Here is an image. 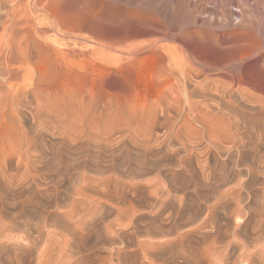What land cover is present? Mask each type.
I'll list each match as a JSON object with an SVG mask.
<instances>
[{
    "label": "rangeland",
    "instance_id": "374dc122",
    "mask_svg": "<svg viewBox=\"0 0 264 264\" xmlns=\"http://www.w3.org/2000/svg\"><path fill=\"white\" fill-rule=\"evenodd\" d=\"M16 5V0H0L1 11ZM24 6L21 14L26 11L23 16L29 30L34 26L32 32L39 27L50 31L49 41L55 38L64 50L93 45L104 56L111 53L112 64L108 72L101 60L82 59L78 66L63 63V70L52 60L50 81L47 78L37 88L39 72L31 62L29 72L18 80L27 93L14 111L0 107V146L4 150L0 154L4 156L0 162V263L134 264L136 259V264H264V239L258 238L255 223L259 220L264 225L258 208L262 199L258 197L264 192V137L251 129L254 149H243L239 156L243 166H234L237 152L228 159L217 156L212 147L208 151L206 134L191 113L217 110L215 89L223 86L232 91L235 87L242 120L255 126L264 123V0H27ZM65 39L73 42L66 44ZM23 43L21 53H25ZM237 73L239 85L232 77ZM204 86L210 89L208 93L202 91ZM107 94L111 110L106 112L99 103L103 110L85 112L84 105L91 98L96 101ZM188 98L198 108L190 109ZM67 107L89 116L88 124L94 130L101 126L112 140L132 130L124 148L115 143L110 147L117 167H110L112 157L102 151L95 154L101 166L107 165L103 173L87 168L81 170L82 177L74 172L59 177L26 172L29 164L20 146L30 136L47 146L59 144V125ZM93 115L96 118L91 119ZM216 122L225 129L223 122ZM127 155L140 173L120 166ZM234 169H240L235 182L230 176ZM220 175L232 181L223 190L242 182L244 201L238 207L233 203L229 213L218 209L205 218L206 199L212 200L215 193L213 185L201 188L197 184ZM77 184L86 186L81 194ZM174 222L179 223L177 228L166 232L164 228ZM214 239L215 250L208 253L205 246Z\"/></svg>",
    "mask_w": 264,
    "mask_h": 264
},
{
    "label": "bare ground",
    "instance_id": "6f19581e",
    "mask_svg": "<svg viewBox=\"0 0 264 264\" xmlns=\"http://www.w3.org/2000/svg\"><path fill=\"white\" fill-rule=\"evenodd\" d=\"M17 1V5L14 6L13 8H11V10H6L4 11L0 8V17L3 18V15L5 13V17L0 20V26L2 27V32L0 33V107L6 111H14L15 108L17 107V104L19 103V99L25 95L27 92H25L23 89L20 88V85L18 83V80L20 79V76L27 74L29 72V69L31 68V62H33V64L35 65V68H37L39 75H38V81L36 82V86L37 88L44 86L43 83H45V81L47 80V78L49 77L50 74V66L52 64V60L55 61V63L57 65H59L60 67H62L63 63H70L71 65H77L80 64L81 61H83L82 59H87V60H94L98 59L101 60L102 62H104V64L106 65L105 68L108 67V72L110 71L111 68V56L110 54L108 55H102L100 53L99 50H97L95 47H93V45L87 49H80L79 47H77L78 49L74 48V46L71 47V49L66 48V50H64L65 48H63L64 44L61 42L57 44V40L54 38V40H52V42H50L49 40L50 38V34L46 29H42V28H38L35 32L33 30V32L31 31L32 28L34 29V26L32 28H30L29 30V21L25 15V17L23 16L25 13L22 15L21 13L24 12L23 8L25 7L24 4L26 3L25 0H16ZM50 4V3H49ZM36 5V4H35ZM20 6H23L22 8ZM27 6V5H26ZM29 6V4H28ZM44 8V7H43ZM25 9V8H24ZM23 10V11H20ZM38 10V9H37ZM3 13V15H2ZM46 13V12H45ZM28 16V15H27ZM51 17V16H50ZM60 18V17H59ZM54 19H57L56 15L54 17ZM58 20V19H57ZM57 20L55 23H57ZM63 21V20H62ZM64 22V21H63ZM41 23V22H40ZM59 24L62 25V22ZM33 25V24H32ZM50 27V26H49ZM47 28V27H46ZM48 29V28H47ZM56 30V29H55ZM199 31V30H198ZM52 32V31H51ZM55 33V32H54ZM162 33V32H161ZM57 34V32H56ZM60 35V34H59ZM58 35V36H59ZM73 36V35H72ZM71 36V37H72ZM74 37V36H73ZM124 36H122L123 38ZM21 38V39H19ZM52 38V39H53ZM66 38V36H65ZM69 38V36H68ZM125 38V37H124ZM170 38V37H169ZM70 39V38H69ZM72 39V38H71ZM20 40V41H18ZM64 40V39H63ZM107 40V39H105ZM111 40V39H110ZM126 40V39H125ZM24 42L23 44L25 45V53H21L20 51V45L22 42ZM72 40L68 41L67 39H65V43L69 44V42H71ZM118 41V40H116ZM64 42V41H63ZM73 42V41H72ZM71 42V43H72ZM114 42V41H113ZM119 42V41H118ZM70 43V44H71ZM115 43V42H114ZM94 44V43H93ZM95 45V44H94ZM62 46V47H61ZM69 46V45H68ZM66 47V46H65ZM76 47V46H75ZM45 48V49H44ZM50 48V49H49ZM63 48V49H62ZM70 48V47H69ZM158 49V48H157ZM49 50V51H47ZM142 51V50H141ZM247 53H249L247 51ZM163 54V51H162ZM161 54V55H162ZM165 54V53H164ZM241 54V53H240ZM244 54V53H243ZM129 55V54H128ZM137 55V54H136ZM139 55V54H138ZM143 55V54H142ZM141 55V56H142ZM227 55V54H226ZM245 55V54H244ZM246 56V55H245ZM128 57V56H127ZM140 57V56H139ZM195 57V56H194ZM240 57V55H239ZM243 57V56H242ZM129 58V57H128ZM134 58V57H132ZM245 58V57H243ZM130 59V58H129ZM136 59V58H135ZM132 60V59H130ZM196 60V59H194ZM244 60V59H243ZM80 61V62H79ZM201 61V60H200ZM126 63V62H125ZM129 60L127 65L129 64ZM132 64V62H131ZM133 64H135L133 62ZM132 64V65H133ZM217 64V63H216ZM214 64V65H216ZM226 64V63H225ZM239 64V63H238ZM67 65V64H66ZM96 65V64H95ZM219 65V64H218ZM124 66V65H123ZM210 66V65H209ZM220 66V65H219ZM67 67V66H66ZM93 67V66H92ZM98 67V66H97ZM101 67V66H100ZM110 67V68H109ZM177 67V66H176ZM221 67V66H220ZM219 67V68H220ZM63 70H64V65H63ZM77 68V67H76ZM215 68V67H214ZM217 68V69H219ZM222 68V67H221ZM220 68V69H221ZM225 68V66H224ZM228 68V65H227ZM226 68V69H227ZM75 69V68H74ZM84 69V68H83ZM130 68H128L129 71ZM132 69V68H131ZM173 69V67H172ZM219 69V70H220ZM68 70V69H67ZM81 70V69H80ZM115 70V69H114ZM127 70V67L125 69V71ZM134 70V69H132ZM171 70V69H170ZM214 70V69H213ZM218 70V71H219ZM225 70V69H224ZM228 70V69H227ZM94 71V70H93ZM92 71V72H93ZM101 71V70H100ZM113 71V70H112ZM117 71V70H115ZM114 71V72H115ZM124 71V69H123ZM126 71V72H128ZM216 71V70H215ZM214 71V72H215ZM223 70L221 69L220 72H222ZM231 71V70H230ZM234 71V70H233ZM233 71L231 75L233 74ZM85 72V71H84ZM96 72V71H95ZM119 72V71H118ZM117 72V73H118ZM172 72V71H171ZM227 72V71H225ZM105 73V72H104ZM113 73V72H112ZM174 73V72H173ZM215 73H218L217 71ZM241 73V72H240ZM239 73V74H240ZM247 73V72H246ZM90 74V73H89ZM103 74V73H102ZM101 74V75H102ZM106 74V73H105ZM104 74V75H105ZM116 74V72H115ZM122 74V72H121ZM214 74V73H213ZM92 75V74H91ZM108 75V74H107ZM112 75V74H111ZM124 75V74H122ZM121 75V76H122ZM129 75V74H127ZM225 75V74H224ZM238 73L236 74V76H232L233 78H235L236 83L239 81L240 75H238L239 77H237ZM110 75H108L109 78ZM131 76V75H130ZM214 76V75H213ZM217 76H220V73H218ZM221 76L224 78L223 74H221ZM94 77V76H93ZM91 77V78H93ZM105 77V76H104ZM113 77V76H112ZM115 77V76H114ZM183 77L187 78L188 76H186V73L183 72ZM219 77V78H222ZM99 78V77H98ZM217 78V77H216ZM217 78V79H219ZM223 78L221 79V81L223 82ZM242 78V75H241ZM96 79V78H95ZM105 79V78H104ZM103 79V80H104ZM111 79V78H110ZM113 79V78H112ZM124 79V76H123ZM132 79V78H131ZM45 80V81H44ZM48 80L50 81V79L48 78ZM106 80V79H105ZM127 80V79H126ZM130 80V79H128ZM187 80V79H186ZM242 80V79H240ZM214 81H217L216 79ZM219 81V82H221ZM91 82V81H89ZM97 82V81H96ZM102 82V81H101ZM107 82V81H105ZM180 82V81H179ZM200 82V81H199ZM202 82V81H201ZM240 82V81H239ZM238 82V85H239ZM253 82V81H252ZM99 83V82H97ZM189 83V82H188ZM218 83V82H217ZM236 83H234V86L236 85ZM241 83V82H240ZM39 84V85H38ZM46 84V83H45ZM48 84V81H47ZM106 84V83H105ZM111 84V83H110ZM194 84V83H193ZM215 83H213L214 85ZM221 84V83H220ZM225 83H222V85H224ZM231 84V83H230ZM204 85V84H202ZM212 85V84H211ZM251 85V84H250ZM47 86V85H46ZM101 86V85H100ZM197 86V85H196ZM207 86V85H205ZM205 86L202 88V91H204V93H208L210 89L205 88ZM215 86V85H214ZM232 86V85H231ZM124 88V84L122 86ZM216 87L217 84H216ZM215 87V88H216ZM221 87V86H220ZM227 87V86H225ZM213 88V87H212ZM213 88V89H215ZM229 90H225L223 89V86L221 87V89L218 87L215 89V92L217 94V99H216V108L217 110H212V109H208L205 108L204 110H198L196 111L194 108L197 107V105L192 102H190L189 98V102H190V106L189 108L192 110H195L193 112H191L193 114V118H195V120L200 124L202 130L205 132L206 134V141L209 144V148L208 151H210V148L212 147L214 149V151L217 153L218 155H222V157H226V158H231L233 159V155L235 152H237V157L236 160L233 161L234 166H240L242 165V160L241 158H239V156L241 157V155H243V149L248 148L250 149H254V144L251 141L253 134H250V130L253 129V131H257V134L260 137H264V123L263 124H259V125H254V123L251 125V121H244L240 117V110L242 109V106L239 107V100L238 99V89H236L234 87V90L230 91L231 88H228ZM99 89H97V91L95 90V92H98ZM89 91V90H88ZM87 91V92H88ZM91 91V89H90ZM126 91V90H125ZM188 92V91H186ZM212 94V92H210ZM95 94V93H94ZM188 94V93H187ZM102 95V94H100ZM208 95V94H206ZM95 96V95H94ZM107 95H105L103 98H100L96 101H94L95 99L91 98V101L89 100L87 102V104H85V112L87 113H94L97 112L98 110H103L100 109V105H103L102 108H104V110L106 112H108V110H111L112 108V103H111V98L107 97ZM124 96V95H123ZM186 96V95H185ZM205 96V94H204ZM209 96V95H208ZM211 96V95H210ZM240 96V94H239ZM242 96V95H241ZM111 97V96H110ZM207 97V96H206ZM243 97V96H242ZM109 98V99H108ZM124 98V97H123ZM244 98V97H243ZM92 99L94 102H92ZM128 99V98H127ZM186 99V98H185ZM128 101V100H127ZM130 101V100H129ZM209 101V100H208ZM125 102V101H124ZM188 102V103H189ZM69 103V102H68ZM127 103V102H126ZM199 103V102H198ZM245 103V102H244ZM243 104V102H242ZM16 105V106H15ZM68 105V104H67ZM186 105V104H185ZM39 106V105H37ZM70 106V104H69ZM117 106V105H116ZM119 106V105H118ZM194 106V107H193ZM196 106V107H195ZM201 106V105H200ZM199 106V107H200ZM245 106V105H244ZM72 107V106H70ZM67 107L66 108V114L64 115V119L62 121V123L59 125V123L57 125H59V131H61L60 133L62 134V140L59 144L57 145H52V146H47L46 144L42 143V142H37L33 138L32 136H30L28 134V136H30L29 138L31 139H27L28 141H25L24 145L20 146L23 150L22 152L25 154V162H27L29 164V168L27 167L26 172L28 173H32V175L34 174H55L58 177L59 176H64L67 175L71 172H74L76 175H79L80 177L83 176V173H81V170H83V168H87L88 170H90L91 172H95V173H103L105 172L104 168L107 165L101 166V164L98 162L99 161V152L102 151H108L109 155L112 157L111 163H110V167H117L119 164L116 161V156H114V152L113 150L110 149V147L115 143V144H119L122 145V147L124 148V141L126 138L130 137L131 135V131L130 128L127 132H123L122 134H120L118 136V138H116V140H112L108 135H104V131L103 128H101V126L97 127L96 130L93 129L92 126H90L88 124V118L89 116H87L86 114L80 113V115L78 113H75L74 111H72L73 109ZM203 107V106H202ZM201 107V108H202ZM209 107V106H207ZM211 107V106H210ZM214 107V106H213ZM260 107V105H259ZM120 108V107H119ZM117 108V109H119ZM177 108V107H176ZM187 108V107H186ZM198 108V107H197ZM241 108V109H240ZM247 108V107H246ZM250 108V107H249ZM183 109V108H182ZM224 109H227V111L229 110V112H231L233 115H231V113H228L226 111H224ZM258 109V108H257ZM140 110V109H139ZM179 110V109H178ZM2 111V110H1ZM121 111V110H120ZM191 111V110H190ZM243 111V109H242ZM248 111V110H247ZM246 111V113H247ZM5 112V111H4ZM112 112V111H111ZM114 112V111H113ZM119 112V111H118ZM117 112V113H118ZM123 112V111H122ZM125 112V111H124ZM180 112V111H179ZM264 112V111H263ZM242 113V112H241ZM262 113V112H261ZM259 113V116L260 114ZM1 114H3L1 112ZM7 114V113H6ZM187 114H190L189 112H187ZM240 114V115H239ZM63 115V114H62ZM89 115V114H88ZM115 116L117 114H114ZM136 115V114H135ZM143 115V114H142ZM122 116V115H121ZM137 116V115H136ZM251 116V115H250ZM5 117V116H4ZM3 117V118H4ZM8 117V116H7ZM12 117V115H11ZM128 117V116H127ZM135 117V116H134ZM133 117V118H134ZM245 117V116H244ZM91 119L96 118V115L90 116ZM137 118V117H136ZM184 118V117H183ZM246 118V117H245ZM251 118V117H250ZM12 119V118H11ZM15 119V118H14ZM107 119V118H106ZM252 119V118H251ZM8 120V119H7ZM19 120V119H18ZM36 120V119H35ZM105 120V119H104ZM103 120V121H104ZM219 122V120L221 122H223L225 124V129L221 130L220 128H218L217 126V121ZM253 120V119H252ZM5 121V120H4ZM21 121V120H20ZM23 121V120H22ZM35 122V121H34ZM126 122V121H125ZM255 122V121H254ZM260 122V120H259ZM139 125V124H138ZM40 126V125H38ZM44 126V125H43ZM39 127H37L38 129ZM132 128V127H131ZM41 129V128H40ZM43 129V127H42ZM41 129V130H42ZM39 130V129H38ZM22 131V130H21ZM108 132V130H105ZM111 132V131H109ZM23 133V132H22ZM37 133V131H36ZM35 133V134H36ZM44 133V132H43ZM145 133V132H144ZM143 133V134H144ZM34 134V135H35ZM174 134V133H173ZM25 135V134H24ZM22 135V137L24 136ZM27 135V134H26ZM32 135V134H31ZM33 135V136H34ZM114 135V134H113ZM146 135V134H145ZM6 136V135H5ZM21 137V136H20ZM145 139V138H144ZM255 139V138H254ZM24 140V139H23ZM60 140V138H59ZM151 141V140H150ZM148 142V141H147ZM58 143V141L56 142ZM142 143H144V145L146 144L145 141H142ZM54 144V143H53ZM137 144V143H136ZM169 144V143H168ZM183 144V143H182ZM118 145V147L120 148V146ZM127 145V144H126ZM186 145V144H185ZM184 145V146H185ZM142 146V145H141ZM19 147V148H20ZM146 147V145H145ZM20 148V149H21ZM126 148V147H125ZM176 148V147H175ZM211 148V150H212ZM0 154L2 155L3 147L0 146ZM110 149V150H109ZM32 151V156H29L28 153ZM119 151V149H118ZM253 151V150H252ZM213 152V151H212ZM20 153V152H19ZM96 153V154H95ZM107 153V154H108ZM143 153V152H142ZM211 153V152H210ZM30 154V153H29ZM141 154V153H140ZM145 154V153H144ZM213 154V153H212ZM214 155V154H213ZM13 156V155H12ZM216 156V158H217ZM4 156H0V162L2 161ZM22 157V156H21ZM23 158H20V162H22L24 160ZM215 157V156H214ZM251 158V156H250ZM98 159V160H97ZM219 159V158H218ZM244 159V158H243ZM252 160V159H251ZM10 161V160H9ZM240 161V162H239ZM105 162V161H104ZM246 162V160H245ZM251 163V161H250ZM20 165H22L21 163H19ZM109 164V163H107ZM225 164V163H224ZM248 164V163H246ZM117 165V166H116ZM125 165L124 170L125 171H129L131 173L135 172V168L134 166H132L128 155L126 156V163H122L120 166ZM141 165V164H140ZM229 165V164H228ZM253 165V164H252ZM28 166V165H27ZM243 166V165H242ZM154 167V166H153ZM221 167V166H220ZM232 167V166H231ZM250 167V166H249ZM234 168V167H233ZM236 168H240V167H236ZM121 169V168H120ZM137 169H141L140 167H137ZM155 169V168H154ZM243 169V168H242ZM248 169V168H247ZM24 170V169H23ZM119 170V169H118ZM251 170V169H250ZM141 172V170H139ZM139 171L136 170L135 173H140ZM242 171V170H241ZM227 172V171H226ZM124 173V172H123ZM212 173V172H211ZM233 175V177L231 176V179H234V182L237 178V174L240 173V169H234L231 171ZM126 174V172H125ZM124 174V175H125ZM130 174V173H129ZM128 174V175H129ZM190 174V173H189ZM225 174V173H223ZM23 175V174H22ZM30 175V174H29ZM127 175V174H126ZM132 175V174H130ZM230 176H226V175H220L218 177L216 176H212L208 179V181H204L201 184L198 183L197 185L201 186H206L209 187V185H213V189L212 192L215 193L214 198L212 200L210 199H206L207 202H205V204L207 203L208 205H206V208L204 207V209L206 210V216L205 218L211 217L212 215L215 214V211H217L218 209H221L222 212H225V214L229 211H231V207H235L232 206V204L234 203V205L236 204V206H240L241 202H243L244 200H242L241 195L242 193H240V183H242L240 181V183H238V181H236V185L231 186L225 190H223V186L225 187L227 184H229V182L231 180H229ZM114 177V176H113ZM239 178V177H238ZM54 179V178H53ZM66 179V178H65ZM71 179V178H70ZM232 179V181H233ZM48 180V179H47ZM59 180V179H58ZM199 180V179H198ZM201 181V180H200ZM231 181V182H232ZM49 182V181H48ZM71 182V181H70ZM198 182V181H197ZM74 183V182H72ZM107 183V182H106ZM195 183V182H194ZM263 183V182H261ZM245 184V183H244ZM50 185V184H49ZM117 185V184H116ZM195 185V184H194ZM76 190L79 192V194H81V191H84V189H86V186H80V184H77ZM193 187V185H191ZM242 186V185H241ZM244 186V185H243ZM242 186V187H243ZM111 187V186H110ZM191 187V188H192ZM92 188V187H90ZM109 188V187H108ZM195 188V187H194ZM193 188V189H194ZM202 188V186H201ZM222 188V190H221ZM75 189V188H74ZM196 189V188H195ZM194 189V191H195ZM198 190V189H197ZM99 191V190H98ZM252 192V191H251ZM261 192V191H260ZM83 193V192H82ZM96 193V192H95ZM76 194V193H75ZM249 197L254 195L255 197V193H248ZM204 195V194H203ZM202 195V197H204ZM241 195V196H240ZM259 195V194H258ZM209 196V195H208ZM213 196V195H212ZM210 196V197H212ZM81 197V196H80ZM95 197V196H94ZM253 197V198H254ZM258 197V196H257ZM1 198V197H0ZM76 198V197H75ZM89 198V197H88ZM97 198V197H96ZM143 198V197H142ZM247 198V197H246ZM252 198V197H251ZM258 198H262L260 200V205H259V210L260 213H262V215H264V192H263V196H259ZM140 199V198H139ZM204 199V198H203ZM144 200V199H143ZM200 202V201H199ZM196 203V202H195ZM245 203V202H244ZM201 205V203H199ZM243 204V203H242ZM198 207V205H196ZM205 206V205H204ZM246 206V205H245ZM196 207V208H197ZM202 207V206H201ZM250 207V206H247ZM203 208V207H202ZM201 208V209H202ZM243 208V207H242ZM230 209V210H229ZM198 210V209H197ZM234 210V209H233ZM238 210H240V208H238ZM199 211V210H198ZM202 211V210H201ZM241 211V210H240ZM174 212V211H173ZM204 212V211H203ZM185 214V212H184ZM190 214V213H188ZM186 215L189 219V215ZM40 216V215H39ZM228 216V215H227ZM93 217V215H92ZM193 217V216H192ZM261 217V216H260ZM95 218V217H94ZM193 218H191L192 220ZM93 220V219H92ZM261 220V218H260ZM184 221V220H183ZM1 222V220H0ZM110 222V221H109ZM185 222V221H184ZM186 222H188L186 220ZM7 223V222H6ZM255 223L257 224L260 234L258 236V238L260 239H264V225H262L261 221L259 220H255ZM112 224V223H111ZM110 224V225H111ZM176 222L173 223V225L164 228V230L166 232H171L173 230V228H177L176 227ZM9 225V224H8ZM179 225V223L177 224V226ZM184 225V224H183ZM231 225V224H230ZM81 226V225H80ZM162 226V225H161ZM160 228L162 229L163 227ZM187 226V225H186ZM220 226V225H219ZM78 227V226H77ZM229 227V225H228ZM233 227V226H232ZM147 228V227H146ZM145 228V229H146ZM183 228V227H182ZM219 229V227H217ZM231 228V226H230ZM80 229V228H79ZM2 230V229H1ZM163 230V229H162ZM178 230V229H177ZM176 230V231H177ZM227 229H225L226 231ZM80 231V230H79ZM134 231V230H133ZM161 231V230H160ZM185 231V230H184ZM224 231V232H225ZM257 231V230H256ZM1 232V231H0ZM8 232V231H7ZM12 232V229H11ZM83 232V231H81ZM163 232V231H162ZM219 232V230H218ZM165 233V232H164ZM223 233V232H222ZM5 234V233H4ZM10 234V233H9ZM16 234V233H15ZM21 234V233H19ZM219 234V233H218ZM162 235V234H161ZM2 236V235H1ZM15 236V235H13ZM17 236V234H16ZM4 237V236H3ZM216 237V236H215ZM7 238V236L5 237ZM13 238V237H12ZM15 238V237H14ZM25 238V237H24ZM30 239V238H29ZM2 240V239H1ZM0 240V241H1ZM13 240L14 239H11ZM17 240V238L15 239V241ZM20 240V239H19ZM25 240V239H24ZM204 240V239H203ZM12 241V242H13ZM14 241V242H15ZM170 241V240H169ZM213 242L211 244H208L206 247L208 253L213 252L215 250L214 245L216 244L215 239L212 240ZM6 242V240H5ZM17 242V241H16ZM15 242V243H16ZM211 242V241H210ZM31 243V242H30ZM29 243V245H30ZM33 243V242H32ZM233 243V242H232ZM3 244V242H2ZM5 244V243H4ZM10 244V242L8 243ZM18 244V243H17ZM21 244V243H20ZM27 244V243H25ZM36 244V243H35ZM140 244V243H139ZM219 244V243H218ZM15 245V244H14ZM23 245V244H22ZM25 246V245H24ZM72 246V245H71ZM138 246V245H137ZM30 247V246H29ZM32 248V246H31ZM71 248V247H70ZM24 249V248H23ZM72 249V248H71ZM199 249V248H198ZM203 249V248H202ZM41 251V250H40ZM259 251V250H258ZM257 251V252H258ZM58 252V251H57ZM197 252V251H196ZM249 254V253H248ZM20 255V254H19ZM54 255V254H53ZM2 256V255H1ZM68 256V254H67ZM187 256V255H186ZM185 256V257H186ZM41 257V256H39ZM177 257V256H176ZM11 258V257H10ZM188 259V256H187ZM65 260V259H64ZM63 260V262H64ZM36 261V260H35ZM40 261V260H39ZM59 261V260H57ZM134 264H136V259L134 260ZM19 262V261H18ZM21 262V261H20ZM19 262V263H20ZM55 262V259H54ZM142 264V261H140ZM38 263V260H37ZM36 263V264H37ZM56 263V262H55ZM65 263V262H64ZM1 264V263H0ZM18 264V263H17ZM21 264V263H20ZM26 264V263H25ZM138 264V262H137Z\"/></svg>",
    "mask_w": 264,
    "mask_h": 264
}]
</instances>
